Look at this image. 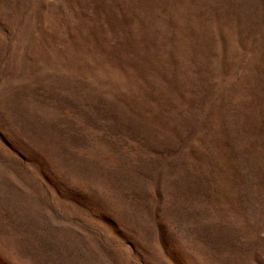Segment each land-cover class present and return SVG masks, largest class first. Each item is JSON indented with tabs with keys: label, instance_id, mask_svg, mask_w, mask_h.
<instances>
[{
	"label": "rangeland",
	"instance_id": "374dc122",
	"mask_svg": "<svg viewBox=\"0 0 264 264\" xmlns=\"http://www.w3.org/2000/svg\"><path fill=\"white\" fill-rule=\"evenodd\" d=\"M0 264H264V0H0Z\"/></svg>",
	"mask_w": 264,
	"mask_h": 264
}]
</instances>
